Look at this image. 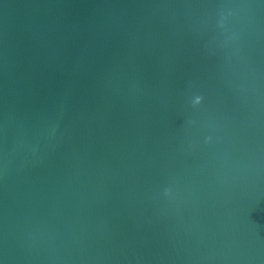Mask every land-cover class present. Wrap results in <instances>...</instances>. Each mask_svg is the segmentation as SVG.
Returning a JSON list of instances; mask_svg holds the SVG:
<instances>
[{"label": "water", "instance_id": "1", "mask_svg": "<svg viewBox=\"0 0 264 264\" xmlns=\"http://www.w3.org/2000/svg\"><path fill=\"white\" fill-rule=\"evenodd\" d=\"M0 264H264V0H0Z\"/></svg>", "mask_w": 264, "mask_h": 264}]
</instances>
